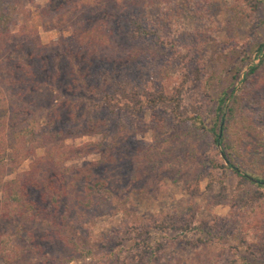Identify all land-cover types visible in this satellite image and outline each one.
I'll list each match as a JSON object with an SVG mask.
<instances>
[{"label":"trees","instance_id":"trees-1","mask_svg":"<svg viewBox=\"0 0 264 264\" xmlns=\"http://www.w3.org/2000/svg\"><path fill=\"white\" fill-rule=\"evenodd\" d=\"M259 3L261 0H234L230 9L237 18H242L243 14H249L247 10ZM22 4L23 0H0V74L3 77L0 94L2 89L15 94L14 87L22 92L33 85L50 84L72 95H91L95 101L83 121L72 118L65 121L56 114L47 115L40 123L34 119L19 120L16 110L7 124L3 118L9 111L1 106L0 153L12 140L56 148L67 139L85 136L98 139L76 150L59 153L46 149L40 158L46 165L45 170L40 172L32 166L13 180H0L2 264L17 263L19 246L34 252L40 256L38 260L45 263L43 247L24 224L31 221L48 223L47 209L56 215L67 200L75 208L88 210L94 206L97 194L112 195L115 187L99 176L98 171L129 160V184H132L141 180L148 183L152 176H161L173 169L175 163L167 149L151 152L150 148L131 142L126 132L129 118L137 119L145 111L160 129L167 121L187 120L186 113L181 110L186 73L178 66L183 64L184 56L183 52H178L179 46L188 50L191 57L197 56L204 62L206 59L216 60L219 64L228 61L226 68L232 84L250 59L246 52L239 53L230 47L219 52L225 56V60L220 59L213 25L203 11L204 1L198 4L192 0H163L162 4L149 5L145 0L123 3L101 0L97 16L84 21L80 18L81 26L71 36L60 37L49 45L9 30V24L20 12ZM148 7L159 10L148 14ZM187 39V42L192 41L193 54L189 46L180 43ZM223 46L219 43V47ZM263 48L264 42L258 45L256 54ZM262 67L264 54L259 64L251 66L244 75L243 86L235 96L232 87L231 90L222 89L214 98V144L221 148L220 167L237 176L235 191L238 195L243 194V200L248 202L264 199V92L243 97L242 91L251 76ZM210 80L211 76L206 83ZM234 124H238L241 140L248 142L249 167L237 163L232 145L226 143L228 126ZM4 129L9 130L6 137L2 136ZM127 140L133 143L132 153L120 150L131 145ZM89 155L96 157L84 166L66 165L70 160ZM3 158L0 155V164L4 167ZM26 158L27 155L22 160ZM67 216L65 210L59 217V232L55 235L67 247L76 248L74 239L65 236ZM120 216L123 222L130 219L124 214ZM181 231L185 232L184 229ZM39 241L54 242L55 239L41 237ZM144 248L148 249V245L144 244Z\"/></svg>","mask_w":264,"mask_h":264},{"label":"rangeland","instance_id":"rangeland-1","mask_svg":"<svg viewBox=\"0 0 264 264\" xmlns=\"http://www.w3.org/2000/svg\"><path fill=\"white\" fill-rule=\"evenodd\" d=\"M100 1L23 0L20 12L9 24V30L29 39L37 38L42 45L53 44L58 38L71 36L79 29L80 18L84 21L97 16ZM107 1L123 3L132 0ZM145 1L149 5L163 3V0ZM192 1L206 3L203 11L213 25L218 41L217 55L221 60H225V56L219 52L228 47L249 55L250 59L242 67L237 80L232 84L231 74L226 68L228 61L219 64L216 60L206 59L204 62L197 56L191 57L188 50L179 46L178 52L184 54L181 62L186 63L178 66L186 73L181 110L186 113L187 120L178 123L167 121L166 126L160 129L145 111L137 119L129 118L126 132L131 142L150 148L151 152L167 149L175 163L173 169L167 174L152 176L148 183L141 180L132 184H129V160L98 171L99 176L116 188L113 194H97L94 206L88 210L75 208L67 200L56 215L47 209L50 215L48 223H25L26 230L43 247L42 256L46 257V262L39 261L40 256L19 246L20 254L15 264H264V199L248 202L243 200V194L236 193L238 178L220 167L221 148L214 144L213 131L216 93L234 87L235 96L243 86L244 75L251 66L259 64L264 54V48L260 54L255 52L264 42V2L261 0L257 6L247 10L248 15L237 18L230 9L234 0ZM147 9L148 14L159 10L155 7ZM188 40L180 43L189 46L193 54L195 49L192 41ZM219 43L224 46L219 47ZM210 76L212 80L206 83ZM2 78L0 74V80ZM245 85L243 97L263 93L264 67ZM12 89L15 94L3 89L0 94V107L5 106L9 111L3 118L7 124L12 121L9 117L16 110L19 120L34 119L40 123L47 115L56 114L65 121L70 118L83 121L95 101L91 95H72L50 84L33 85L22 92L16 91L15 87ZM8 131L4 129L2 136L6 137ZM239 132L238 124L228 126L226 143L232 145L237 163L249 167L248 142L241 140ZM97 139L88 136L67 139L56 147L59 150L48 144H20L12 140L0 153L4 156L2 163L5 165L0 164V180H13L32 166L40 172L45 170L46 165L40 158L46 149L59 153L76 150ZM131 142L128 141L131 145L120 150L132 153ZM25 155L27 158L22 160ZM95 157L89 155L73 159L66 165L78 168ZM196 180H199L197 184ZM65 210L68 213L65 236L74 239L76 248L67 247L55 235L59 232V217ZM122 214L130 219L123 222ZM183 229L185 232L181 231ZM41 237H53L55 241L40 242Z\"/></svg>","mask_w":264,"mask_h":264}]
</instances>
